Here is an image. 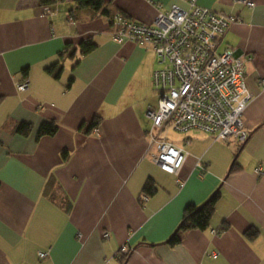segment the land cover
<instances>
[{
    "label": "crops",
    "instance_id": "0c3cea01",
    "mask_svg": "<svg viewBox=\"0 0 264 264\" xmlns=\"http://www.w3.org/2000/svg\"><path fill=\"white\" fill-rule=\"evenodd\" d=\"M242 1L197 3L235 19L218 52L251 57L245 71L252 100L242 116L248 138L226 144L193 130L160 139L185 154L180 188L152 160L147 113L158 103L155 54L114 41L110 20L122 14L148 24L156 5L167 11L186 3L103 0L102 15L65 0L43 15L37 0H0V264H122L123 245V264H264V0H250L253 7ZM89 39L97 47L81 56L78 44ZM51 66L58 77L47 72ZM23 80L28 86L19 92ZM94 116L97 135L89 130ZM44 121L57 131L36 139ZM21 122L31 125L25 137L14 132ZM148 179L156 187L150 196L142 191ZM215 191L209 227L168 245L184 208ZM249 228L257 231L253 240L244 236ZM39 252L48 256L39 259Z\"/></svg>",
    "mask_w": 264,
    "mask_h": 264
},
{
    "label": "built area",
    "instance_id": "2783aa9c",
    "mask_svg": "<svg viewBox=\"0 0 264 264\" xmlns=\"http://www.w3.org/2000/svg\"><path fill=\"white\" fill-rule=\"evenodd\" d=\"M182 1L185 7L174 4L167 11L156 5L152 23L130 20L120 14L110 20L114 41H128L155 54L158 69L152 72L151 81L158 103L155 110L147 113L151 121L149 140L157 150L152 160L163 171L174 174L180 188L185 182L177 175L185 154L160 140L159 133L165 127L183 134L195 130L213 136L215 141L228 144L232 140L241 145L248 138L242 116L252 100L245 71L251 57L230 48L218 52L221 38L235 19L203 7L197 0ZM242 2L254 6L250 0ZM42 14L50 15L51 8L43 6ZM259 85L264 87V79ZM27 86L26 80L16 84L19 92ZM93 132L98 134L96 129ZM119 253L127 255L129 248L123 245ZM47 256L45 252L38 253L39 259ZM211 256L215 258L216 254Z\"/></svg>",
    "mask_w": 264,
    "mask_h": 264
},
{
    "label": "trees",
    "instance_id": "16d2710c",
    "mask_svg": "<svg viewBox=\"0 0 264 264\" xmlns=\"http://www.w3.org/2000/svg\"><path fill=\"white\" fill-rule=\"evenodd\" d=\"M65 0H37L39 6H52ZM77 8H89L94 12H100L102 15H108V12L104 8L103 0H74ZM122 15V14H121ZM124 16V15H123ZM97 47V44L92 40L81 41L78 44L79 53L81 56L88 55L93 52ZM72 55V53H71ZM55 66L47 68V72L53 74L55 77L59 76L60 70L53 72ZM72 82V77L69 79V84ZM100 123V117L94 116L89 124V130L96 128ZM31 130V125L29 123L21 122L16 125L14 132L20 136H27ZM57 131V125L53 121L42 122L37 131L36 139L43 136H53ZM236 163L233 162L230 171L235 170ZM143 193L147 196L152 195L156 191L154 182L148 179L143 186ZM219 191H215L204 203L199 206L193 204H188L183 210V216L173 235L168 239L167 244L170 246L178 245L181 242V234L186 231L191 230H206L209 227L210 220L215 211V205L219 199ZM70 210V205L65 204V211ZM226 228V227H224ZM257 235L255 229L249 228L245 231L244 236L248 240H253ZM128 255H123L121 257V263L128 258Z\"/></svg>",
    "mask_w": 264,
    "mask_h": 264
},
{
    "label": "rangeland",
    "instance_id": "374dc122",
    "mask_svg": "<svg viewBox=\"0 0 264 264\" xmlns=\"http://www.w3.org/2000/svg\"><path fill=\"white\" fill-rule=\"evenodd\" d=\"M156 69H158V66L154 70H156ZM151 77H152V75H151ZM151 80H152V78H151ZM186 134L187 133L183 134V133L176 132L173 129L171 130V128L170 129L167 128V129H165L164 132L163 131L160 132L158 137H159V139H163V137H165L167 135L168 137H175V138L178 137V138H180V137H182L183 135H186ZM230 142L232 143V140ZM220 143H223V142L220 141Z\"/></svg>",
    "mask_w": 264,
    "mask_h": 264
}]
</instances>
